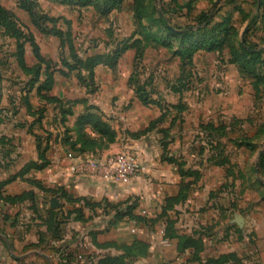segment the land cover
<instances>
[{
    "label": "rangeland",
    "instance_id": "obj_1",
    "mask_svg": "<svg viewBox=\"0 0 264 264\" xmlns=\"http://www.w3.org/2000/svg\"><path fill=\"white\" fill-rule=\"evenodd\" d=\"M33 1L35 21L16 0H0L21 31L15 36L0 22V162L5 153H17L26 126L41 154L54 140L65 147L75 113L84 109L81 120L108 140L118 127L125 133L118 152L130 151L138 161L130 148L145 143L179 184L180 172L204 167L213 191L203 197L199 220L188 218L207 234L221 220L225 242L231 236L239 252L231 264H244L241 256L251 247L264 250V82L246 74L233 56L244 64L243 47L263 51L253 68L264 78V0H145L141 19L133 0L106 15L70 0ZM211 10L212 21L200 30L198 16ZM160 15L174 30L191 28L186 39L161 25ZM217 39L221 45L212 51L202 44ZM166 199L156 218L169 231H183L189 212ZM235 217L229 235L222 222ZM205 246L215 248L210 240Z\"/></svg>",
    "mask_w": 264,
    "mask_h": 264
},
{
    "label": "crops",
    "instance_id": "obj_2",
    "mask_svg": "<svg viewBox=\"0 0 264 264\" xmlns=\"http://www.w3.org/2000/svg\"><path fill=\"white\" fill-rule=\"evenodd\" d=\"M84 113V109L75 113L76 120L65 147L62 146L64 143L54 140L53 147L44 156L49 161L42 169H28L29 164L42 165L35 138L28 134V126L16 140L20 142L17 153L7 152L3 156L5 162H0V182L11 181L0 189V195L15 197L30 193L33 199L16 204L0 200V264H98L106 257H122L123 264H207L215 256H238L232 237L225 242L222 236L227 237V233L221 231V220L220 226L207 234L197 230L196 224L188 218L194 214V219L199 220V213L207 205V199L203 197L213 191L211 184L203 178L204 167L189 169L197 172L199 178L191 185L187 200L179 205L189 214L182 222L183 231L175 232L201 241L202 250L195 258L191 248H179L175 237H165L167 243L163 244L160 231L166 223L156 217L163 200L177 195L180 185L177 175L171 168L160 165L157 151L139 142L130 149L136 150L144 171L128 185L119 184L112 176L113 167L107 162L124 147L125 133H120L118 127L115 136L113 134L108 140L106 135L93 131L87 121L81 120ZM121 120V131H124L123 116ZM67 154H72L73 159H68ZM73 165L84 171L72 173ZM190 181V178L184 180ZM68 199L77 202L71 203ZM127 207L132 208L134 217L145 218L149 228L135 218L129 220L118 215ZM49 210L61 221L57 237L52 235L46 223ZM216 221L215 216L213 222ZM233 222L222 223H227L226 230L229 231L238 225L236 217ZM173 225L178 229L181 222ZM206 240L215 244L211 251L205 250ZM83 248L87 249L88 255L84 262H79L76 255ZM241 258L244 264H264V250L251 247Z\"/></svg>",
    "mask_w": 264,
    "mask_h": 264
},
{
    "label": "trees",
    "instance_id": "obj_3",
    "mask_svg": "<svg viewBox=\"0 0 264 264\" xmlns=\"http://www.w3.org/2000/svg\"><path fill=\"white\" fill-rule=\"evenodd\" d=\"M17 4L19 6V8L23 11H25L26 13H28L29 17H31V19L33 21H35V13H34V6L35 3L33 0H16ZM123 0H70V3L72 5L75 6H93L94 8L98 9L99 12L103 15L108 14L109 12H111L113 9H116L120 6V4L122 3ZM145 0H133V11H134V16L137 19H141L144 16L145 13ZM214 14V10L208 11V12H203L201 13L197 20L199 21V26L198 28H202L200 30H203L207 25L210 24V22L212 21V17ZM160 23L161 25L165 26V28L172 32L173 35L176 36H183L184 39H186V34L190 32L191 28L186 29L185 31H177L174 30L173 28L169 27L164 19V17L162 15H160L159 17ZM257 21V17L254 16L252 17V19L248 22L247 24V32L256 24ZM0 22L1 24L6 28V30L10 31L13 33V35L17 36H21V31L18 25V21L17 19L14 17V15L8 11L7 9L3 8L0 5ZM224 25H218L217 27H222ZM221 39H217V40H203L202 44L204 45V47L207 48V50L212 51L214 49H216L217 47H219L221 45ZM201 44V45H202ZM194 47V46H193ZM242 52H243V57L246 58V61L244 64H241L239 61V57L238 55H233L235 58V61L237 63L240 64L241 69L248 74L249 76H251L253 79L257 80V81H262L264 82V78H260L259 75H257L256 73V69L253 68V65L256 64V62L259 59V55L263 52L261 50H255L253 48H242ZM122 53V51H118L115 54V57L112 59V63L114 64L116 62V59L119 58L120 54ZM38 60L40 62H43V60L41 58H39V56H37ZM100 63V59L98 60H93L91 64H89L90 66L96 65ZM250 66L252 68H250ZM90 117V116H89ZM87 117V119L89 118ZM45 155L41 154L39 152V158L42 161V165H38V164H29L28 165V169H35V170H40L43 167H45L48 163V161H45ZM170 162L172 163L173 160H170ZM182 177H183V181L181 182V184L179 185V192L175 197L166 199L167 203H174V204H180L183 203L184 201L187 200L188 196H189V190L191 188V185L194 184L198 178H199V174L197 172H193L190 170H184L182 172H180ZM190 178L192 179V181L190 182H184L185 179ZM11 179H9L6 182H2L0 183V189L8 182H10ZM32 200L33 199V195L32 194H23L20 196H15V197H9V196H1L0 195V200H2L3 202H7L9 204H16V203H21L25 200ZM69 202L71 203H75L77 202V200H73V199H68ZM49 215H48V220H46V223L48 225L49 231L52 233V235L54 237H57L59 235V230L61 227V221L57 219V217L55 215H53L52 211H48ZM119 216H125L127 217L129 220L130 219H136L137 222L142 223L144 225H148V221L145 218L142 217H134L132 215V208L131 207H127L126 211L122 214V213H118ZM167 221H170L167 219ZM168 224V223H166ZM174 223L170 222L169 225L173 226ZM166 226V225H165ZM164 232H165V237H175L178 239L179 241V248H191L195 253H194V257H197V254L202 250L203 245L201 243V241L193 239L191 237L188 236H179L176 235V233L174 231H169L168 226L164 228ZM235 258V255L233 254H229V255H220L218 258L214 259H209L207 261V264H224L227 263L228 261H230L231 259ZM123 258H111V257H106L102 260H100L98 262V264H123Z\"/></svg>",
    "mask_w": 264,
    "mask_h": 264
},
{
    "label": "built area",
    "instance_id": "obj_4",
    "mask_svg": "<svg viewBox=\"0 0 264 264\" xmlns=\"http://www.w3.org/2000/svg\"><path fill=\"white\" fill-rule=\"evenodd\" d=\"M68 159H73L72 154H67ZM113 167L112 176L121 185H128L134 178H136L142 171L141 164L135 159L134 155L130 151L123 150L117 153L114 157L107 162ZM70 171L72 173L83 172L82 168L77 166H71ZM160 237L162 243L166 244L167 239L165 238L164 228L160 231ZM88 251L83 248L77 255L76 259L79 262H84L87 258Z\"/></svg>",
    "mask_w": 264,
    "mask_h": 264
},
{
    "label": "water",
    "instance_id": "obj_5",
    "mask_svg": "<svg viewBox=\"0 0 264 264\" xmlns=\"http://www.w3.org/2000/svg\"><path fill=\"white\" fill-rule=\"evenodd\" d=\"M247 34V27L244 29L243 33H242V38H241V42L244 43L245 42V35ZM54 207L53 205V201H52V208Z\"/></svg>",
    "mask_w": 264,
    "mask_h": 264
}]
</instances>
